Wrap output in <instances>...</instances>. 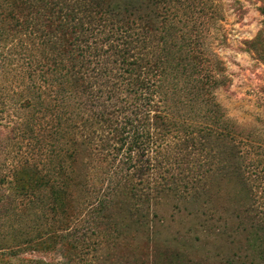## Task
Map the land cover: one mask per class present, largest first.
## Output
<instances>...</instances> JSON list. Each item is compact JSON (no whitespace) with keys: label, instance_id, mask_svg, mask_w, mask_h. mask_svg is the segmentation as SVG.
Segmentation results:
<instances>
[{"label":"trees","instance_id":"16d2710c","mask_svg":"<svg viewBox=\"0 0 264 264\" xmlns=\"http://www.w3.org/2000/svg\"><path fill=\"white\" fill-rule=\"evenodd\" d=\"M195 1L0 0V117L32 151L0 179V264H134L143 241L264 264L262 161L216 101Z\"/></svg>","mask_w":264,"mask_h":264},{"label":"rangeland","instance_id":"374dc122","mask_svg":"<svg viewBox=\"0 0 264 264\" xmlns=\"http://www.w3.org/2000/svg\"><path fill=\"white\" fill-rule=\"evenodd\" d=\"M197 1L195 15L206 10L211 17L207 26H203L206 23L203 19H197V26L200 31L203 29L200 41L215 61V73L222 81L214 92L216 101L228 120L245 132L248 159L262 161L258 171L264 176V0H210L201 7ZM9 118L0 117V179L7 175L12 160L32 155L28 141L21 138L17 115L13 113ZM260 184L261 180L251 183L250 179L247 189L260 193L263 190ZM11 196L8 184L0 183V224H4L3 215L7 216L13 205ZM15 205L16 219L20 221V202L15 201ZM20 225L18 222L16 227ZM20 231L16 229V238L20 239ZM7 233L8 229L0 226V238L6 240ZM174 244H157L153 248L143 241L129 261L137 260L134 264H190L195 260L197 254L182 257ZM213 251L229 255L233 245L222 239Z\"/></svg>","mask_w":264,"mask_h":264}]
</instances>
